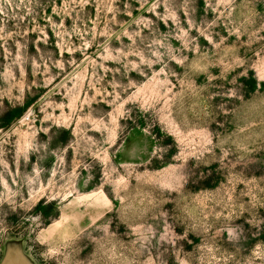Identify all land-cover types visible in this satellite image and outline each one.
<instances>
[{
  "label": "rangeland",
  "instance_id": "374dc122",
  "mask_svg": "<svg viewBox=\"0 0 264 264\" xmlns=\"http://www.w3.org/2000/svg\"><path fill=\"white\" fill-rule=\"evenodd\" d=\"M264 264V0H0V264Z\"/></svg>",
  "mask_w": 264,
  "mask_h": 264
},
{
  "label": "water",
  "instance_id": "95a60500",
  "mask_svg": "<svg viewBox=\"0 0 264 264\" xmlns=\"http://www.w3.org/2000/svg\"><path fill=\"white\" fill-rule=\"evenodd\" d=\"M3 264H28L21 255L12 254L4 261Z\"/></svg>",
  "mask_w": 264,
  "mask_h": 264
}]
</instances>
